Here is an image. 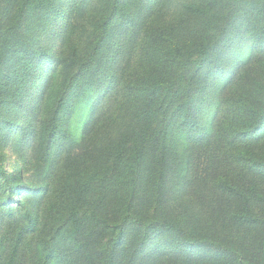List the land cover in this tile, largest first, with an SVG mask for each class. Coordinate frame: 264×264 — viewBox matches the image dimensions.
<instances>
[{"label": "trees", "instance_id": "trees-1", "mask_svg": "<svg viewBox=\"0 0 264 264\" xmlns=\"http://www.w3.org/2000/svg\"><path fill=\"white\" fill-rule=\"evenodd\" d=\"M167 2L87 0L82 7L91 10L90 24L108 33L123 14L124 36L97 37L81 66L84 75L66 81L41 136L45 157L56 166L48 197L39 212L25 213L21 227L8 225V210L0 212V264H26L30 256V264H264V95L249 97L245 85L232 82L221 101L205 104L211 76L205 68L223 69L225 35L163 49L162 68L151 73L146 65L163 30L150 22ZM32 3L39 8L48 0ZM185 12L188 18L204 14L194 6ZM170 22L176 27L177 19ZM126 37L137 53L120 79L105 60ZM254 50L264 66V35ZM185 64L194 69L190 76L182 74ZM37 70L30 60H19L7 87L25 112L27 129L39 97L33 92ZM199 71L200 86L185 87ZM86 88L99 92L81 129L89 140L86 154L76 156L69 152L74 139L68 126ZM84 161L89 177L79 182L74 175ZM1 176L7 175L0 160ZM61 209L69 211L70 228L61 244H53L60 230L51 235L45 223Z\"/></svg>", "mask_w": 264, "mask_h": 264}, {"label": "rangeland", "instance_id": "rangeland-1", "mask_svg": "<svg viewBox=\"0 0 264 264\" xmlns=\"http://www.w3.org/2000/svg\"><path fill=\"white\" fill-rule=\"evenodd\" d=\"M86 1L48 0L47 4L37 8L32 0H0V160L7 175L0 177V212L4 209L9 211V214H5L9 226L25 225V213L33 215L39 212L43 205L41 202L48 197L49 183L56 166L52 167L46 159L43 144L45 137L42 139L41 136H46V128L48 132L47 121L57 108V100L66 87V81L76 73L84 75L85 69H81V66H86L90 46H93L97 37L105 36L106 39L109 36L115 37L120 32L124 36L123 21L126 20L122 18L123 14L120 18L115 17L117 22L108 33L104 28L90 24L91 10L82 8ZM193 6L201 8L203 16L196 18L189 15L188 18L185 10ZM154 18L150 24H161L163 32L146 65L151 73L161 70L162 58L165 56L162 55L163 49L171 46L174 48L177 46L175 44L185 41L203 42L217 37L221 39L225 35L228 42L222 53L223 69H215L212 65L205 68L210 69L208 71L211 73L208 88L204 92L205 104H208V100L214 103L221 101L222 90L232 82L245 85V93L249 97L264 95V66L258 62L262 58L254 50L256 39L261 34L264 35V0H168ZM176 19L177 25L174 27L170 20L174 23ZM5 39L6 42L3 43ZM136 50V44H130L126 37L121 49L106 58L108 70L115 71L117 78L127 77L135 62ZM26 59L38 67L33 92L38 91L39 97L30 129L26 128L25 112L19 111L17 101L7 92L14 77L16 63ZM96 65L100 67L102 63L100 66ZM184 68L186 71L182 74L190 76L194 71L190 64H185ZM93 70H96V66H92L90 72ZM201 72L195 74L192 80H186L184 86L199 87ZM99 74H103L101 69ZM98 92L99 89L95 93L93 89L86 88L69 121L68 129L74 139V146L69 152L76 156L86 154L89 140L84 141L86 137H81V129ZM207 121L209 127V117ZM179 136L186 143L187 134L182 132ZM183 143L177 147L178 154H183ZM186 145L188 146L187 143ZM261 150L264 155V141ZM82 157L86 159V155ZM181 158L184 162V156ZM96 163L101 166L102 160L98 159ZM82 167L74 175V179L79 182L86 181L89 177V174L86 175V161ZM26 183L28 187L41 188L37 191L30 190L24 187ZM15 184L18 187L12 190L11 187ZM68 215L69 211L61 209L55 220L46 221L47 233L52 235L60 230V234L51 243L59 244L69 230ZM58 247L62 248L61 245ZM32 258L30 256L26 264H30Z\"/></svg>", "mask_w": 264, "mask_h": 264}]
</instances>
